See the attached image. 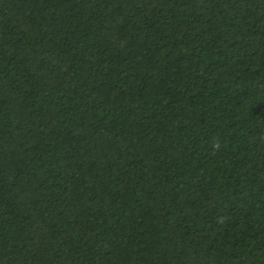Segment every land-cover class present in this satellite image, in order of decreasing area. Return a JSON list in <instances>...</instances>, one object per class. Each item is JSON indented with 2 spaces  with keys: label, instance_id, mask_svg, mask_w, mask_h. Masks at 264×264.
I'll list each match as a JSON object with an SVG mask.
<instances>
[{
  "label": "trees",
  "instance_id": "trees-1",
  "mask_svg": "<svg viewBox=\"0 0 264 264\" xmlns=\"http://www.w3.org/2000/svg\"><path fill=\"white\" fill-rule=\"evenodd\" d=\"M0 264H264V0H0Z\"/></svg>",
  "mask_w": 264,
  "mask_h": 264
}]
</instances>
